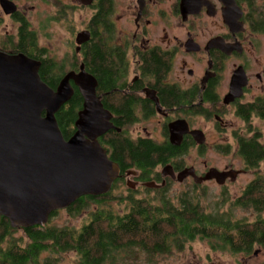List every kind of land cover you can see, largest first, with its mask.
Listing matches in <instances>:
<instances>
[{"label": "flooded vegetation", "instance_id": "obj_1", "mask_svg": "<svg viewBox=\"0 0 264 264\" xmlns=\"http://www.w3.org/2000/svg\"><path fill=\"white\" fill-rule=\"evenodd\" d=\"M40 10L52 15L47 23L74 25L73 54L58 59L40 46L46 24ZM94 48L100 72L112 61V74L98 77L89 69ZM0 52L39 61L40 76L49 59L55 73L65 66L60 81L82 67L95 77L100 103L111 114L113 129L99 138L111 160L116 135L135 149L152 144L176 151L170 161L156 155L148 169H123L112 160L120 167L112 190L125 189L124 198H169L171 207H195L179 199H199L207 184L231 195V187L251 176L236 192L240 198L252 181L264 178V0H0ZM178 123L185 132L180 145L172 138ZM207 147L228 164L202 161ZM213 169L226 173L223 184L200 182ZM263 254V247L239 253L242 264Z\"/></svg>", "mask_w": 264, "mask_h": 264}, {"label": "trees", "instance_id": "obj_2", "mask_svg": "<svg viewBox=\"0 0 264 264\" xmlns=\"http://www.w3.org/2000/svg\"><path fill=\"white\" fill-rule=\"evenodd\" d=\"M97 51L94 48L87 55L89 69L98 77L100 74H112V61L100 72ZM55 68L49 59L41 68L42 80L53 89L59 85L65 66H59L57 73ZM81 102L82 97L75 89L72 100L56 115L67 140L76 131L75 122L82 108ZM121 136L111 137V158L123 169L134 166L148 169L155 164L156 155L159 162L164 161L165 156L170 161L177 155L171 147L162 150L152 144L135 149ZM112 192L99 197H82L66 209L73 217L88 211L87 220L80 228H57L47 224L21 229L22 237L14 238L18 229L12 228L8 219L0 216V264H58L60 256L68 253L76 256L75 264H158L162 256L171 255L176 249L181 251L186 243L197 239L208 241L213 251L235 255L249 254L255 246L264 248V218L260 215L254 221L234 220L229 210L222 211L227 199L217 202L214 210L210 211L202 202V193L199 199L192 195L182 196L179 203L195 205L184 208L171 207L172 200L169 198L161 202H146L129 197L121 198L119 205L122 209H116L109 201L114 200ZM230 204L240 210L262 214L264 178L252 181L243 195ZM131 205L134 206L131 208ZM57 214L53 213L52 217Z\"/></svg>", "mask_w": 264, "mask_h": 264}, {"label": "water", "instance_id": "obj_3", "mask_svg": "<svg viewBox=\"0 0 264 264\" xmlns=\"http://www.w3.org/2000/svg\"><path fill=\"white\" fill-rule=\"evenodd\" d=\"M40 67L39 61L25 55L0 52V216L14 229L45 226L53 213L80 198L108 194L120 173L99 142L113 126L97 96L95 77L82 67L53 89L42 80ZM72 81L84 109L78 114L76 132L67 140L56 115L75 94ZM179 124L172 129L176 145L185 133ZM225 178L226 173L213 169L200 182L216 179L223 184Z\"/></svg>", "mask_w": 264, "mask_h": 264}, {"label": "rangeland", "instance_id": "obj_4", "mask_svg": "<svg viewBox=\"0 0 264 264\" xmlns=\"http://www.w3.org/2000/svg\"><path fill=\"white\" fill-rule=\"evenodd\" d=\"M38 14L41 16V20L45 24L44 28H40L39 31V43L40 46L46 47L50 53L55 54V56L59 58H64V56H68L72 52L73 48L71 47V43L74 39V29L73 26L65 25L64 23L54 22L52 20L47 23L49 17H52L50 13H46L44 10H40ZM77 21L76 26L78 29L80 28V20L76 18ZM202 161L206 160L210 166H218L219 168H223L225 166L226 160L218 159L215 154H212L209 147H207L204 151V156L201 157ZM203 165V164H202ZM251 179V176H245L241 179V182L237 184V186L231 187V195H222L221 189L217 188V185L207 184L202 190L201 193L204 194V198L202 199L204 205L211 211L214 210L215 204L220 201H225L228 198V202L225 201L224 207L222 211H230L232 214V218L234 220H242L248 219L249 221H254L261 214H257L256 212L249 210L244 211L239 208H234L232 201L237 198L236 192H238L243 185V182H247ZM176 188H178L176 186ZM233 190V191H232ZM129 194L125 189L122 191L116 189L112 192V197L114 200H109L112 202L116 209H122L120 207L119 202L121 198L128 196ZM228 213V212H227ZM264 217V212L262 213ZM88 211H84L81 215L77 217L71 216L66 210H61L58 214L52 218H50L49 225L52 227L62 228L65 226H71L80 228L81 225L87 220ZM23 235V231L18 229L15 233L14 238H20ZM262 248L261 246H255L253 251ZM252 251V252H253ZM142 259H145L142 256ZM241 255L231 254L229 252H218L213 251L206 240L197 239L195 241L186 243L181 251L173 250L171 255H165L159 258L158 264H242ZM250 264H260L264 263V254L259 259L250 260ZM76 256L73 253L63 254L60 256V261L58 264H75ZM145 263V262H144ZM140 263V264H144ZM129 264H132L130 262Z\"/></svg>", "mask_w": 264, "mask_h": 264}]
</instances>
